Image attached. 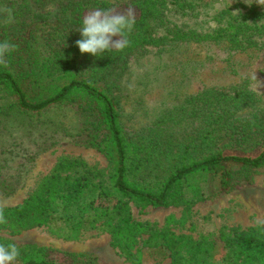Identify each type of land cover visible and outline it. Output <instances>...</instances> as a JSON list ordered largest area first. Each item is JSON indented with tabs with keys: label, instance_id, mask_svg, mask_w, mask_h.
Instances as JSON below:
<instances>
[{
	"label": "trees",
	"instance_id": "1",
	"mask_svg": "<svg viewBox=\"0 0 264 264\" xmlns=\"http://www.w3.org/2000/svg\"><path fill=\"white\" fill-rule=\"evenodd\" d=\"M219 1L130 0L127 4L136 6L138 15L129 46L98 56L82 54L76 46L82 15L114 5L22 0L10 11L11 24L0 23V41L8 40L16 49L6 57L8 66H0V113L8 106L33 115L66 108L79 127L65 137L100 152L110 172L104 177L83 161L59 158L21 203L3 207L8 223L0 231L15 235L46 227L64 239L105 233L128 264H141L143 251L160 260L157 264H264V224L222 227L217 238L192 239L134 221L130 213L129 204L140 210L189 206L228 191L245 179L244 172L264 167V109L254 106L257 97L242 86L228 97L212 89L190 97L182 115H213L201 116L200 128L188 134L182 132L186 128L172 127L173 115L133 133L121 122L115 69L119 62L120 70L126 68V59L137 57L135 52L145 46L215 41L240 51L264 43V13L250 6L218 10ZM202 14L209 15L211 25L191 23ZM1 188L11 189L5 183ZM217 242L221 251L216 256ZM19 250L20 264H61L42 247Z\"/></svg>",
	"mask_w": 264,
	"mask_h": 264
},
{
	"label": "rangeland",
	"instance_id": "2",
	"mask_svg": "<svg viewBox=\"0 0 264 264\" xmlns=\"http://www.w3.org/2000/svg\"><path fill=\"white\" fill-rule=\"evenodd\" d=\"M21 1L0 0V23L11 24L10 11ZM97 1L114 5L113 10L120 13L134 9L135 17L138 15V8L127 4L130 0ZM248 3L245 0H221L217 9L250 6L264 13V6L255 0H248ZM91 10L84 11L82 19ZM190 21L192 24L206 21L211 25L212 20L209 15L202 14ZM226 45L227 42L218 45L215 41H196L180 46L171 43L167 48H161L151 44L136 51L137 57L127 58L126 68L120 70L122 63L119 62L115 71L120 79L116 81L118 87L114 92L124 128L131 133L139 132L151 127L153 121L164 122L167 115H173L175 130L186 128L182 131L184 134L198 130L201 116L209 117L213 113L182 115L183 106L190 97L208 89L220 97H228L235 87L242 86L257 97L254 106L264 109V43L240 51L228 50ZM253 73L260 81L259 92L252 79ZM237 114L242 115L244 111ZM78 127L76 117L66 108L33 115L8 106L5 113H0V183L11 187L8 191L0 189V206L21 203L59 158L78 159L107 177L110 168L100 152L73 144L65 137L64 133L73 134ZM181 134H177L178 137L184 136ZM221 144L217 143L216 147ZM244 175L245 179L228 191L189 206L140 210L129 204L131 217L134 221L147 222L154 229L169 230L192 239L200 236L217 238L222 227L245 229L263 225L264 167L249 170ZM0 239L15 243L18 248L31 245L47 249L48 257L61 264H128L110 245L105 233H85L80 238L64 239L49 228L39 227L15 235L0 231ZM220 251L217 242L216 256ZM156 260L160 261L143 251L141 264H157ZM161 262L165 264L167 260ZM15 264L20 263L16 260Z\"/></svg>",
	"mask_w": 264,
	"mask_h": 264
},
{
	"label": "clouds",
	"instance_id": "3",
	"mask_svg": "<svg viewBox=\"0 0 264 264\" xmlns=\"http://www.w3.org/2000/svg\"><path fill=\"white\" fill-rule=\"evenodd\" d=\"M245 2L248 3V0ZM255 3L264 6V0H255ZM134 25V9H127L124 13L113 9H93L83 16L82 26L79 28L81 39L76 41V46L80 53L93 56H98L105 51H123L129 46L130 41L127 37L133 31ZM114 37L117 39H113ZM15 49L16 45L10 41H0V66H8L6 57ZM252 79L256 83L257 90L260 81L257 80L255 73ZM7 223L4 208L0 206V225ZM19 255L20 250L15 243L8 245L0 243V264H15Z\"/></svg>",
	"mask_w": 264,
	"mask_h": 264
}]
</instances>
